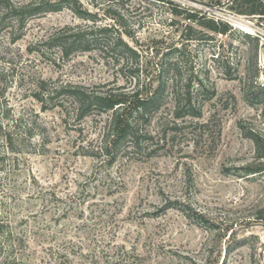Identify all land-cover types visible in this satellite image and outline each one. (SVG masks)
<instances>
[{
  "label": "rangeland",
  "instance_id": "obj_1",
  "mask_svg": "<svg viewBox=\"0 0 264 264\" xmlns=\"http://www.w3.org/2000/svg\"><path fill=\"white\" fill-rule=\"evenodd\" d=\"M31 1H0V264H264V220L257 218L264 210V173L240 171L258 162L240 124L264 134L252 85L258 72L255 83L264 86V20L237 14L233 0H80L98 12L99 24H112L108 10L121 6L136 28L140 60L118 71L99 50L67 58L44 46L66 25L90 22L64 8L21 26L6 6ZM180 8L247 28L259 37L257 57L253 39L240 33L184 42L192 23L172 13ZM174 46L184 48L180 73L194 76L202 117L187 118L166 139L155 119L152 157L88 155L98 149L110 113L93 111L79 120L70 98L37 97L67 84L154 88L160 64L177 54ZM159 117L171 119V106ZM247 236L256 253L236 245Z\"/></svg>",
  "mask_w": 264,
  "mask_h": 264
},
{
  "label": "trees",
  "instance_id": "obj_2",
  "mask_svg": "<svg viewBox=\"0 0 264 264\" xmlns=\"http://www.w3.org/2000/svg\"><path fill=\"white\" fill-rule=\"evenodd\" d=\"M168 2L173 5V2ZM232 2L231 9L237 14L258 15L259 18L264 20V0H233ZM6 8L9 9L8 11L16 13V20L20 22L21 26H25L28 17H34L41 13L56 12L64 8L72 10L80 19L90 22L86 25H66L51 34L47 41L43 43L48 48H57L64 57L68 58L77 52H89L96 49L104 54L107 61L110 58L114 66L118 67V71H122L130 59L135 60L137 63L140 60L139 39L136 35V28L129 25L126 16L120 11L121 6L109 8L108 13L111 15L109 18L113 21L112 24H99L98 12H92L80 0H66L63 4L51 0H33L27 4L10 5ZM188 9L180 8L181 11L173 10L172 12L176 16L184 15V19L192 23L187 24L185 27L184 42L194 39H208L209 41L214 40L215 35L240 33L249 39H253L255 42V57H257L260 48L259 37H252L247 32L243 33V30L234 28L228 22L208 16L206 13ZM197 33H200V38H197ZM182 46L172 48V53H177L174 60H168L160 64L154 88H152V84H149L150 88L142 86V89L138 87L133 90H119L109 87L103 90H95L78 84H67L56 86L51 92H43L42 96L38 94L37 97L43 102L53 99L54 93V95H64L70 98L75 105L76 117L79 120L89 117L93 111H97L99 114L110 113L103 127L104 130L98 149L95 150L94 154L88 155H102L107 157L109 161H115L120 155L135 151L147 152V156L152 157L155 155L153 154L155 150L150 149V147L154 143L157 133L162 134V137L166 139L170 135L169 131L180 129L187 118L202 117L204 102L194 91V76L183 77L180 73V65L184 59V48ZM37 51L43 55L45 53L43 48H39ZM217 57L219 58V55ZM255 64H257L256 61ZM227 73L230 74V71H227ZM255 77H258V72L252 80V85L256 88L257 104L262 106L264 112V86L260 87L258 82L255 83ZM197 81L198 85L196 87L203 90L202 81ZM214 95H216L215 89L212 90L210 97ZM169 100L170 104L168 105ZM169 106L172 110L171 119L165 118V121H162V117L156 118V114ZM155 119H161V131L158 122H156L159 130L154 134L150 128ZM240 128L254 142L256 146L255 160L258 161L243 166L240 171H243V175L246 177L264 173V134L254 129L247 130L242 123ZM5 138L12 143L10 134H7ZM172 205H175V203L170 202L169 206ZM257 218L264 220V210L260 211ZM206 222H208L207 219ZM1 233L3 232L0 228ZM251 237L241 238L236 242V245H248L256 253L259 247L255 244L250 245L249 239ZM254 264H260V262L255 261Z\"/></svg>",
  "mask_w": 264,
  "mask_h": 264
},
{
  "label": "bare ground",
  "instance_id": "obj_3",
  "mask_svg": "<svg viewBox=\"0 0 264 264\" xmlns=\"http://www.w3.org/2000/svg\"><path fill=\"white\" fill-rule=\"evenodd\" d=\"M241 30L248 32V29L245 27H242Z\"/></svg>",
  "mask_w": 264,
  "mask_h": 264
},
{
  "label": "water",
  "instance_id": "obj_4",
  "mask_svg": "<svg viewBox=\"0 0 264 264\" xmlns=\"http://www.w3.org/2000/svg\"><path fill=\"white\" fill-rule=\"evenodd\" d=\"M240 28V27H239ZM241 29V28H240ZM247 33H250V34H252L251 32H247Z\"/></svg>",
  "mask_w": 264,
  "mask_h": 264
}]
</instances>
